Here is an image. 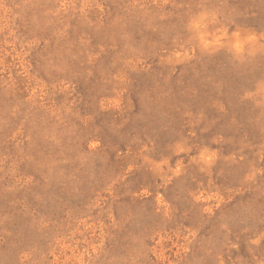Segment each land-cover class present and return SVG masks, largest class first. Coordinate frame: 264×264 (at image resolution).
<instances>
[{"label":"rangeland","instance_id":"1","mask_svg":"<svg viewBox=\"0 0 264 264\" xmlns=\"http://www.w3.org/2000/svg\"><path fill=\"white\" fill-rule=\"evenodd\" d=\"M0 264H264V0H0Z\"/></svg>","mask_w":264,"mask_h":264}]
</instances>
